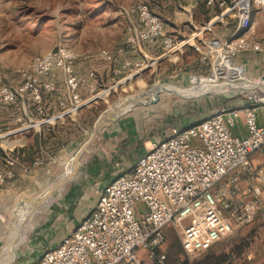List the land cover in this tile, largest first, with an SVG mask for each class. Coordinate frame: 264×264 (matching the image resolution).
Listing matches in <instances>:
<instances>
[{"label":"built area","instance_id":"1","mask_svg":"<svg viewBox=\"0 0 264 264\" xmlns=\"http://www.w3.org/2000/svg\"><path fill=\"white\" fill-rule=\"evenodd\" d=\"M205 3L222 9L207 29L215 20L216 24H226L224 20L232 18L238 20V33L243 32L219 47L212 62L214 71L217 60L222 58L232 67L243 68L247 78L245 68L233 65V61L241 54H252L264 65V39L247 37L253 31V5L264 7V0H205ZM128 12L143 27L139 31L134 25L127 27L126 41L133 52L141 41L163 39V56L173 53L176 40L167 34L163 20L148 3H134ZM123 51V48L103 49L99 54L104 60L112 61L115 54ZM75 58V52L64 46L34 56L20 70V82L16 85L0 77V104L12 105L31 97L36 111L45 115V94L57 90L55 73L60 71L67 95L59 101V107L62 111L81 109L88 102L80 92L86 77L76 75ZM149 61L148 57L142 61L127 59L123 69H142ZM89 76L94 78L88 84L94 97L95 72ZM259 100L263 101L260 105L264 110V98ZM241 116L247 130L245 136L232 130ZM17 120L21 128H28L34 122L22 117ZM259 150L264 152V125L258 124L253 106H221L196 125L172 127L168 136L148 144L131 173L117 177L100 191L93 212L57 247L45 251L37 264H168L164 228L170 222L178 231L184 256L190 261L198 258L234 233L249 217L244 196L250 197L264 216V166L254 167L251 158ZM7 163L10 167L14 165L11 159ZM14 177L11 168L0 171V186ZM242 177L248 180L244 188ZM139 202L146 211L137 210Z\"/></svg>","mask_w":264,"mask_h":264},{"label":"rangeland","instance_id":"2","mask_svg":"<svg viewBox=\"0 0 264 264\" xmlns=\"http://www.w3.org/2000/svg\"><path fill=\"white\" fill-rule=\"evenodd\" d=\"M137 2H146L156 6L158 10L156 13L160 11L164 16L168 30L174 32L177 29L170 21L174 9L169 6L163 9L164 0H0V77L6 83L16 85L20 80V70L29 65L34 56L45 54L60 46L67 47L75 53H96L102 49L118 47L126 37L130 21L134 20V16L128 12V8ZM255 11L253 10V13ZM231 19L226 18L224 20L226 24L218 22L216 26L211 25L210 29H207L208 25H206L204 30L201 31L202 27H199L194 32H199L201 36L204 31L225 30L231 26V21H233ZM194 32L187 29L186 36L178 37L179 44L185 40V43L189 42L193 45L190 47L189 44H186L182 48L183 52H180L179 58L173 54L170 56L173 61L165 59L160 62L154 58L150 59L142 69L132 71L127 80L115 84L110 93V89H106L107 92H101L100 95L104 99H99L91 106L85 107L78 114L73 115L72 123L56 124L54 132L51 133L46 129L44 146L40 148L32 146L35 143L33 127L38 126H36L37 123L36 125L29 123L28 128L31 132L28 134V146L33 149H30L31 155H28L26 161H23V165L14 163L10 167L3 155V149L9 151L14 145L16 147L23 142L22 136H13L8 140L3 137V140H0V148H2L0 149V171L11 168L15 172L17 169L16 178H19V174L22 175L21 171L24 170L23 166L27 168V173H24L27 176H22L25 181L10 180L9 186L15 189L14 193L0 191V258L7 248L14 224L28 204L46 189L55 185L73 164L78 166L81 162L80 167H85L86 160L89 159L95 148V141L85 151L83 150L84 144L91 137L100 117L109 113L115 106L122 107L125 104L126 109H129L132 106L131 103L140 101L118 117L121 119L134 118V120H128V123L135 128L144 130V133L148 132L151 136L156 133L162 134L171 127L190 126L198 120L208 117L216 108L228 106L232 101L236 103L247 101L250 93L253 96H250L252 99L248 101L258 105L263 102H260L259 99L264 98V88L245 89L243 92H238L236 89L214 90L201 96H198L200 93L188 94L181 90H158L146 94L147 90L157 85L188 88V91L191 92L192 77L200 79L212 77L214 67L210 69V65L206 66L205 63L208 58H213V55L217 56L219 48L214 49L211 54H201L202 58L199 60L198 51L203 48L200 41L192 39L191 35ZM252 32L253 37L264 38V18L261 20V28L254 27ZM202 60L204 61L201 62ZM197 62L205 65L204 74L196 73ZM233 65L241 66L235 61H233ZM258 69L260 70L258 74L245 71V75L250 82L264 85V67L260 66ZM219 78L221 81H229L225 74L220 75ZM132 97H134L133 101L127 104L125 100ZM18 117H22L18 103L0 104V134L8 131L6 129L8 118L14 121L11 125L7 124L8 126L21 128L22 124L17 120ZM112 123L114 122L110 118L100 124L97 135ZM5 139L9 143L11 142L12 146L7 145L4 142ZM78 154H80L79 157ZM81 179H83V173L76 171L72 182L67 183L61 195L51 202L43 212L41 211L42 213L33 212L35 215L30 214L33 217L32 229L24 243L16 251L11 264H26V262L28 264L33 255L31 247L34 241L32 239H35L40 233L42 224L48 220L51 209L56 206L61 196L68 193L71 185L72 191L84 189L81 187ZM2 188L5 187H1L0 190ZM245 201L249 206V217L230 235L229 239L221 241L214 248L218 253H221L228 252L232 248L244 247L240 259L235 264H264L263 212L253 205L251 199H245ZM138 210L144 212L147 208L144 207L143 211ZM164 233L167 237L164 249L168 254L173 242L180 240L178 231L171 222L165 226ZM185 258L181 254L177 260L169 259L168 261L169 264H186ZM188 264L193 263L188 262Z\"/></svg>","mask_w":264,"mask_h":264},{"label":"crops","instance_id":"3","mask_svg":"<svg viewBox=\"0 0 264 264\" xmlns=\"http://www.w3.org/2000/svg\"><path fill=\"white\" fill-rule=\"evenodd\" d=\"M164 7H170L174 9L171 24L176 26L177 29L174 32L168 30V24L163 18L162 14L156 13L157 7L150 5L152 11L161 17L165 24V28L167 34L175 38L176 40V49H174L173 53L167 56L164 55L163 48V39H156L152 41H141L138 46V50L133 52L129 44H127L126 38L122 44L114 49L123 48L124 51L122 54H115V57L112 61H106L102 57H100L99 52L90 53V52H79L75 53L76 58L74 60V70L78 77H86V81L81 84L80 92L83 98L87 99L88 102L81 109L77 111H62L59 107V101L66 97V84L63 74L60 71H56L55 80L57 84V90L53 93L45 94V109L46 114L40 115L36 111V105L33 102L31 97H28L24 100H20L18 103L20 114L23 119H32V121L38 122V127H33V131L35 134L34 138V146L35 148H40L45 145L46 140V129L49 132H54V128L56 124L66 125L68 123H72V116L78 114L80 110H83L85 107H89L94 102H97L99 99H104L101 97V92H107L106 89H110L111 92L113 86L122 82L123 80H127L130 73L135 69H123V65L125 60L129 59L132 61H142L146 57L150 59H157L161 62V60H169L171 55L177 56L179 58L180 52H183V49L186 44L191 45V43L183 40L182 43H178L179 36H186L187 29H190L194 32L195 29L201 28V31L204 30V27L208 25L210 21L220 15L221 8L218 5L207 6L205 0H164ZM232 0H228V2ZM253 10H256L253 13ZM158 12V10H157ZM165 12V10H164ZM264 18V7H259L253 5L252 9V25L253 29L261 28V20ZM231 26L225 30H215V31H204L200 36L199 32H194L191 36L195 41H200L202 44V50H199V60L201 54L209 53L211 54L214 49H218L222 44L229 40L230 37L236 36L238 34V20L231 19ZM233 22V23H232ZM131 25H134L137 30H142L143 27L139 23V20L134 18V20L130 21ZM129 24V25H130ZM215 24L214 26H216ZM184 28V29H183ZM251 33L247 34L249 38L253 37ZM208 34V35H207ZM255 39H264V38H255ZM187 41V40H186ZM194 41V43H195ZM180 45V46H177ZM188 46V45H187ZM103 50V49H102ZM218 53V51H217ZM217 58V56L213 55V58H208L205 65H210V69L213 67V60ZM258 56L252 54H241L234 61L236 64H241L245 68L247 72H255L259 73L260 70L258 67L262 65L257 62ZM257 60V61H256ZM202 60L201 62H203ZM204 64L197 62L196 73H205ZM120 69V73H116V70ZM255 69V70H253ZM95 72L96 75V83H97V93L95 96H91L88 90V84L94 81L93 77H90V73ZM20 80L18 81V83ZM109 96V94H108ZM245 106H253L258 115V124L264 125V110L262 105L251 103L250 101H241V103H236L235 101L230 102L228 107H237L244 108ZM219 108L213 110V112L206 118L200 119L197 122L191 124L190 126L196 125L201 121L208 119L211 117ZM129 111V110H128ZM127 112V111H126ZM119 115H115L111 117L114 123L110 124L108 128L104 129L102 133L97 135V131L91 135V137L86 141L84 145H86L85 149L95 141V148L93 153L90 155L89 159L85 162V167H80L81 162L78 164L77 171H81L83 173V179H81V187H84L82 191H72V185L68 190V193L61 196L59 198V202L51 209L49 213L48 220L45 221L42 225L40 233L33 238L34 241L33 246L31 247L32 256L29 259L28 264H37L40 262L43 253L47 250L53 249L57 247L65 238L70 236L79 223L88 217L93 210L96 208L99 193L102 191L110 182L115 180L117 177L131 173L135 166L146 151L148 144L151 141L163 139L169 135L170 129L166 132L160 134L156 133L154 135H149L148 132L144 133V130H140L139 128H135L130 125L128 120H134V118L129 119L118 117ZM108 120V119H107ZM11 119H7L6 121V131L5 133L0 134V140L2 137L7 140L13 136H22V141L18 146L12 147L8 149H3L4 160L11 159L14 163H19L23 165V161H26L28 158L30 149H33L28 146V140L30 134L29 128H11V123H13ZM8 124V125H7ZM179 128H186L189 126H176ZM233 133L239 136H245L247 134L245 122L243 116H241L236 126L232 129ZM27 135V137H24ZM43 141V142H42ZM28 146V147H27ZM2 149V148H0ZM85 151V150H84ZM252 164L254 167H262L264 166V152L259 150L252 155ZM36 163V162H34ZM16 166V165H15ZM24 170L19 174V178H16L18 175L17 169L15 171L14 181H25L24 177L27 176L24 173H27V168L25 166ZM24 174V175H23ZM11 181H7L4 185L0 186L5 187L0 191H6L7 193H14V188L9 186ZM72 182V175L69 180V183ZM15 183V182H14ZM248 184V180L245 177L241 178L242 187H246ZM14 185V184H13ZM244 199H250L248 196H244ZM144 204L139 202L137 203V210L141 209L143 211ZM139 211V210H138ZM264 219V216H263ZM27 264V262H26Z\"/></svg>","mask_w":264,"mask_h":264},{"label":"bare ground","instance_id":"4","mask_svg":"<svg viewBox=\"0 0 264 264\" xmlns=\"http://www.w3.org/2000/svg\"><path fill=\"white\" fill-rule=\"evenodd\" d=\"M177 46H180V45H177ZM222 74H225V76L229 78V81H221L219 77ZM191 81L193 84L192 86L193 88L191 89L192 90L191 92L188 91L189 90L188 88H180V87L173 86V85L172 86L157 85L156 87H153L147 90L146 94H151L152 92L158 91V90H167V91L181 90L188 94H199V93L206 94L214 90L236 89L238 92H243L245 89L264 88V85L262 83L250 82L249 80H247V78H245L243 75V68L232 67L229 61L222 60V58H219L217 60V66L211 78L209 79L201 78L200 79V78L192 77ZM248 96L249 97L253 96V94L250 93V95ZM133 98L134 97L127 99L125 100V102L129 104L130 102L133 101ZM115 107L120 108V106L119 107L115 106ZM114 108L112 110H114ZM117 108H115V110ZM36 123L38 125V122H35V123L33 122L32 124L36 125ZM2 140H3V137H2ZM4 142L7 145L12 146L11 142L9 143L6 139L4 140ZM77 169H78V166L76 164L75 165L73 164L72 167L68 168L64 176L61 177L55 185L46 189L41 195L33 199L30 202V204H28L27 208L20 215L19 219L14 224L10 232L11 234L9 237V242L7 244V248L5 249V251L3 252L0 258V264H11L12 263L16 255V251L24 243L26 237L28 236V233L32 229L33 217H31L30 214L33 215L34 213H38V214L42 213L51 202H53L57 197H59L61 195V192L63 191V189L66 187L67 183L69 182L71 175L73 177Z\"/></svg>","mask_w":264,"mask_h":264},{"label":"trees","instance_id":"5","mask_svg":"<svg viewBox=\"0 0 264 264\" xmlns=\"http://www.w3.org/2000/svg\"><path fill=\"white\" fill-rule=\"evenodd\" d=\"M43 142V141H42ZM32 150V149H31ZM33 153V152H32ZM29 155L31 153L29 152ZM231 236L221 240L225 241L229 239ZM221 241L215 243L212 245L207 251H205L202 255H200L198 258L190 261L189 259L185 258L187 263H193V264H235L237 260L240 259L241 254L243 253L242 247H236L232 248L230 251H225L218 253V251L215 250V245L220 243ZM251 243V242H249ZM183 253V248L181 245V242L178 240H175L173 244L170 246L168 251V260H177L179 258V255ZM185 257V256H184ZM169 264V261H168Z\"/></svg>","mask_w":264,"mask_h":264},{"label":"water","instance_id":"6","mask_svg":"<svg viewBox=\"0 0 264 264\" xmlns=\"http://www.w3.org/2000/svg\"><path fill=\"white\" fill-rule=\"evenodd\" d=\"M216 22H217V21L215 20V21H213L211 24H212V25H215ZM242 33H243L242 31L239 32V33H238L236 36H234L233 38H237V37L241 36ZM162 91H164V90H162ZM166 91H167V90H166ZM201 95H204V94H200V95H198V96H201ZM139 102H140V101H134L133 103H131L132 106H131L129 109H126L125 104H124L122 107L117 108V109L114 110V111H110L109 113H107V114L104 115V116H101L100 119L98 120V122H97L96 125H95L94 133L97 131L99 125L102 124L104 121H106L107 119H110L111 117H114L115 115H120L121 113H124V112L130 110L133 106H135V105L138 104ZM102 120H103V121H102ZM85 147H86V145L83 147V150H85ZM79 156H80V154H78V157H79ZM60 183H61V182H60ZM58 184H59V183H58Z\"/></svg>","mask_w":264,"mask_h":264}]
</instances>
